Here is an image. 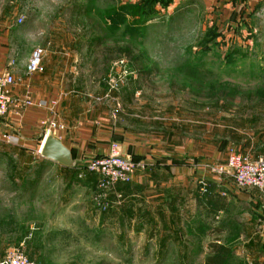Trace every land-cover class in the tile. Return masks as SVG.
<instances>
[{"label":"rangeland","instance_id":"obj_1","mask_svg":"<svg viewBox=\"0 0 264 264\" xmlns=\"http://www.w3.org/2000/svg\"><path fill=\"white\" fill-rule=\"evenodd\" d=\"M156 1L0 0V41L6 38L18 77L28 78L24 71L35 50H42L39 73L52 67L46 59L54 52L67 68L63 79L85 102L79 106L84 116L114 122L122 133L215 145L221 157L212 182L233 181L218 171L232 150L264 158V16L242 7L224 15L198 1ZM21 115L0 117V264L15 248L34 264H156L157 251L143 250L136 236L128 241L114 233L112 208L101 212L95 203L96 177H64L57 163L40 155L46 131H64V124L46 118L26 126ZM36 129L40 136L29 143L25 130ZM195 181L198 197L212 195L207 179ZM116 187L110 197H123ZM242 204L248 208L242 219L239 206L219 217L258 224L264 201ZM38 224V238L26 242ZM187 231L179 240L186 255L168 253L158 264H202L215 239L232 250L246 239L219 229L208 235V228L193 224ZM230 264L245 263L232 258ZM252 264L261 263L254 257Z\"/></svg>","mask_w":264,"mask_h":264},{"label":"crops","instance_id":"obj_2","mask_svg":"<svg viewBox=\"0 0 264 264\" xmlns=\"http://www.w3.org/2000/svg\"><path fill=\"white\" fill-rule=\"evenodd\" d=\"M174 1L202 2L207 8H215L224 15H232V12L242 7V11L252 13L256 10V14L264 16V0ZM7 44L6 38L0 41V71L8 70L19 80L23 79L14 91L16 95L26 97L32 102L21 115L22 120L27 122L25 125L31 126L32 122L37 120L40 124L42 119L52 118L53 110L56 112L55 118L64 124V131L58 132L57 137L72 151L73 158L78 160L74 168L57 164L64 172V177H70V172L76 173L78 167L84 165L90 158L107 154L113 143L118 144L122 153L130 155L139 163L140 166L134 173L132 181L116 187L124 197L122 204L112 209L108 217L109 222L112 220L110 223L116 235L125 236V240L128 241L134 240L132 238L136 236L135 240L140 242L143 250L148 248L158 252L156 262L158 264L167 258L168 253H174V257L178 258L185 254L179 240L181 234H184L192 224L198 231L208 228V235L216 233L219 229L222 233L244 234L246 237L243 241L245 245L233 250L228 264L232 258L244 261L245 264V261L252 264L254 257L259 263L264 264L262 255L264 215L259 216L257 212L255 218L258 219L257 222L260 220L258 224L239 223L231 218H224V213L232 210L234 206H239L240 217L244 214L242 212L248 209L242 203L254 202L255 199L264 201L262 200L264 195L259 197L238 190L232 192L233 188L237 189L233 181L225 180L220 184L212 182L214 175L211 172L215 174L216 162L218 157H221L215 145L203 146L200 139L172 142L144 133L127 134L120 132L114 122L97 123L91 116L82 114L79 106H85V102H82L80 97L77 98L78 94L75 93L73 86L68 85L65 82L67 80L63 79V71L67 68L62 69L56 60L62 57L52 52L53 57L49 55L46 59V65H52L51 70L43 66L46 72L38 71L32 74L35 77L34 82L30 84L28 80L32 76L28 75L26 70L24 75L28 78H21L16 74L15 67L10 65L14 60L8 58ZM36 135L40 136L37 129L30 132L25 130L24 136L29 143H35ZM202 177L214 187L211 190L212 195L203 199L198 197L195 181ZM186 187H190L188 196L184 194ZM220 215L224 216L222 220ZM215 242L221 243L217 239ZM193 249L203 250L197 246Z\"/></svg>","mask_w":264,"mask_h":264},{"label":"built area","instance_id":"obj_3","mask_svg":"<svg viewBox=\"0 0 264 264\" xmlns=\"http://www.w3.org/2000/svg\"><path fill=\"white\" fill-rule=\"evenodd\" d=\"M22 21V17L18 18L19 23ZM41 51L39 49L32 53L26 66L28 75L34 74L41 68ZM10 65H13V62ZM19 81L10 71H0V117L12 111L15 115H21L32 104L28 98L15 94L14 88L17 87ZM51 113L52 118H55L56 112L53 110ZM52 126L55 128V123H52ZM59 130L61 128L57 126L56 129H48L46 133L52 132L57 136ZM139 166V163H136L130 155L120 151L118 144L113 143L107 154L92 157L84 163L83 168L77 173V178H86L87 175L96 176L95 203L101 212H107L109 209L121 205L124 200L118 194L110 197L111 189H115L119 184L130 183ZM216 170L214 171L216 172ZM218 171L231 177L237 189L255 188L264 192V158L261 156L252 160L236 150H232L228 154L225 164L220 166ZM2 264L34 263L19 248H15L10 250Z\"/></svg>","mask_w":264,"mask_h":264},{"label":"trees","instance_id":"obj_4","mask_svg":"<svg viewBox=\"0 0 264 264\" xmlns=\"http://www.w3.org/2000/svg\"><path fill=\"white\" fill-rule=\"evenodd\" d=\"M162 1L163 0H161L160 2H162ZM166 1L170 3L171 0H166ZM156 3H158V0L156 1ZM141 22L144 23V21H141ZM125 51L127 53H129V49H126ZM192 74L193 75H196V72H194V73L192 72ZM208 74L210 75L209 72H207V75ZM222 94L224 96V99H227L229 97L226 92H224ZM83 166L84 165L79 166V169L77 170L76 174L78 173V171L81 168H83ZM89 176L90 177H93V176L96 177L95 175H89ZM90 177H87V178H90ZM207 185H208V189L209 190H213L214 189L213 184H211L209 181L207 182ZM204 196H205V194H204ZM40 228H41V224L32 226L30 228V230H29L30 231L29 234L26 236L27 237L25 239L26 242H29L31 240L37 239L38 236H39ZM208 248H209V251H208L207 256L205 257V260H204V262L202 264H228L230 258L232 257V254H233V250H232V248H230V246L225 245L223 243H219V242H212V243H210L209 246H208ZM99 264H113V263L108 262V261H101V262H99Z\"/></svg>","mask_w":264,"mask_h":264},{"label":"water","instance_id":"obj_5","mask_svg":"<svg viewBox=\"0 0 264 264\" xmlns=\"http://www.w3.org/2000/svg\"><path fill=\"white\" fill-rule=\"evenodd\" d=\"M39 153L44 159L68 168H74L78 163V160L73 158L72 151L52 132L44 135Z\"/></svg>","mask_w":264,"mask_h":264}]
</instances>
